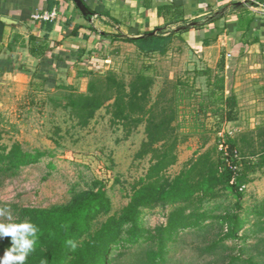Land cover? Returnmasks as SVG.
<instances>
[{
    "label": "trees",
    "instance_id": "obj_1",
    "mask_svg": "<svg viewBox=\"0 0 264 264\" xmlns=\"http://www.w3.org/2000/svg\"><path fill=\"white\" fill-rule=\"evenodd\" d=\"M171 38L145 35L120 40L133 44L141 55L165 56ZM148 69L134 71L128 81L113 71H90L86 72L84 92L68 86L55 89L64 91L56 106L66 111L78 128H86L101 109L105 110L109 125L120 129L124 138L144 125V136L134 158H147L148 165L131 185L127 203L116 212L111 213L107 185L101 179L92 180L85 190H73L65 204L20 209L15 224L30 222L38 228L34 251L24 264H170L171 256L185 243L178 233L201 235L206 218H213L206 204L217 201L223 192H229L236 200L233 207L217 216L225 233L200 246V254H218L224 241L236 238L241 228L239 201L248 177L257 172L264 174V126L238 138L223 135L222 149L217 144L205 148L207 138L204 139L205 149L184 163L178 173L169 176L168 170L178 162V146L187 137L182 138L177 132V107L192 98L189 94L192 89L181 81L169 82L170 98L161 92L153 100L155 79L147 74ZM221 72L222 63L215 75L208 68L194 70L195 76L206 78V91L188 105L184 119L188 135H204L209 117H213L216 131L236 119L237 102L233 95H224ZM43 156L38 150H24L17 141L9 146L0 144V175L13 176ZM159 206L169 207L165 223L154 229L143 227L139 223L142 212ZM260 215L264 216V212ZM100 218L104 219L97 224ZM258 226L255 232L264 233V220ZM12 246L10 236L0 238V254ZM258 261L253 256L246 258L236 253L221 264H263Z\"/></svg>",
    "mask_w": 264,
    "mask_h": 264
},
{
    "label": "rangeland",
    "instance_id": "obj_2",
    "mask_svg": "<svg viewBox=\"0 0 264 264\" xmlns=\"http://www.w3.org/2000/svg\"><path fill=\"white\" fill-rule=\"evenodd\" d=\"M107 53L104 63L98 64L101 72L113 71L125 81L134 71L149 67L147 74L155 79L151 90L153 100L161 92L170 98L169 82L181 81L191 87L189 94L192 98L177 107V132L182 138L187 137L178 146V162L168 170L169 176L178 173L184 163L206 147L217 144L219 149L224 141L223 135L227 133L216 131L214 122L210 120L206 121L207 132L204 135H188L184 122L189 112L188 105L206 91V80L185 69L188 57L180 45L172 43L165 56H144L130 43H111ZM68 87L78 92L86 90V85L78 82ZM63 93L62 90L43 92L10 80H4L0 85V144L9 146L17 141L26 151L38 150L44 154L38 162L22 167L13 176L0 175V210H6L0 215V223L15 224L22 208L65 204L73 190L87 189L94 179L106 182L111 213L116 212L127 203L133 182L146 171L147 158H134L144 136V125L124 138L120 129L109 125L108 116L101 109L86 128H78L67 112L56 106ZM206 138L207 144L203 148ZM248 178L239 201L241 228L236 238L224 241L218 254H200V246L208 245L225 233V227L219 226L217 216L233 207L236 200L229 192H223L217 201L206 204L213 218H206L203 224L205 231L201 235L189 231L178 233L185 243L171 256L170 264H215L225 257L221 264L236 253L246 258L253 256L264 264V233L255 232L259 221L264 220L260 215L264 212V174L257 172ZM168 210V206L146 210L140 215L139 223L147 229H154L165 223ZM103 219L100 218L97 224ZM4 255L0 254V259Z\"/></svg>",
    "mask_w": 264,
    "mask_h": 264
},
{
    "label": "crops",
    "instance_id": "obj_3",
    "mask_svg": "<svg viewBox=\"0 0 264 264\" xmlns=\"http://www.w3.org/2000/svg\"><path fill=\"white\" fill-rule=\"evenodd\" d=\"M82 1L91 16L83 17L71 0H0V17L25 28L0 22V85L10 80L43 92L86 85V72H101L111 43L155 31L181 46L188 72L208 68L215 75L222 63L224 95H233L237 107L236 119L221 130L238 138L264 126V14L250 11L264 0ZM52 10V22L31 19Z\"/></svg>",
    "mask_w": 264,
    "mask_h": 264
},
{
    "label": "clouds",
    "instance_id": "obj_4",
    "mask_svg": "<svg viewBox=\"0 0 264 264\" xmlns=\"http://www.w3.org/2000/svg\"><path fill=\"white\" fill-rule=\"evenodd\" d=\"M5 211L0 210V215L5 214ZM8 218L11 219V216ZM37 233L38 228L30 222L7 225L0 223V235L10 236L13 244L0 259V264H24L29 254L34 251Z\"/></svg>",
    "mask_w": 264,
    "mask_h": 264
},
{
    "label": "built area",
    "instance_id": "obj_5",
    "mask_svg": "<svg viewBox=\"0 0 264 264\" xmlns=\"http://www.w3.org/2000/svg\"><path fill=\"white\" fill-rule=\"evenodd\" d=\"M230 2H242L243 0H228ZM250 11L255 14H264V4L255 3L250 6ZM56 18V11H37L31 15V19L34 22H52ZM222 149V146H220Z\"/></svg>",
    "mask_w": 264,
    "mask_h": 264
},
{
    "label": "water",
    "instance_id": "obj_6",
    "mask_svg": "<svg viewBox=\"0 0 264 264\" xmlns=\"http://www.w3.org/2000/svg\"><path fill=\"white\" fill-rule=\"evenodd\" d=\"M71 1L75 4L76 8L79 10V12L82 14L83 17H88L92 15L91 11L86 7V5L83 3L82 0H71ZM0 22L8 26H11L13 28L19 29L21 31H25V28L22 25H20L17 21L10 19L8 17H0ZM155 33L156 32L154 31L146 35L154 36Z\"/></svg>",
    "mask_w": 264,
    "mask_h": 264
}]
</instances>
